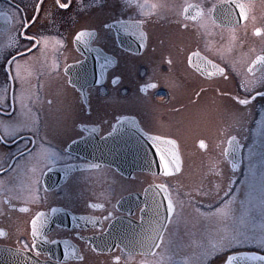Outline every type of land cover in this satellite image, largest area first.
Returning <instances> with one entry per match:
<instances>
[{"label": "flooded vegetation", "instance_id": "af4514ba", "mask_svg": "<svg viewBox=\"0 0 264 264\" xmlns=\"http://www.w3.org/2000/svg\"><path fill=\"white\" fill-rule=\"evenodd\" d=\"M65 2L69 0H61V3ZM215 2L70 0L69 8L61 9L56 0H0V12L13 17L7 30L0 29V33H8L3 40L5 50L0 52V96L4 97L0 99V108L4 109L0 112V136L5 137L0 141V164L5 168L10 165L12 169L21 165L19 172L0 173V181L4 182L0 184V228L6 232L5 236H0V246L15 249L23 247L22 242L27 241L31 255L41 261L51 260L52 264H59L64 259V239H68L85 255L83 262L69 257L68 264H141L142 260L155 261L161 257L162 264H169L170 261L173 264H190L194 258L203 257L199 244L180 242L178 237L173 238L174 233H182L187 216H198L196 208L202 212L205 207L220 203L224 193L233 192L237 175H229L228 179L223 170L228 167L232 173H236L240 168L233 171L228 158L220 155L223 147L227 146L226 136L221 139L218 134L208 135L198 126L188 123L198 122L206 102L215 103L224 99L223 102L236 106V95L245 98V90L238 88V85L247 72V65L264 51V34L255 32V28L264 29V0H236L245 4L247 17H239L237 8L232 15L239 23L232 25L213 24L208 19L206 10ZM36 3L41 4L38 13L34 7ZM185 3L200 5L204 11L196 20H192L196 9H190L186 18L182 7ZM231 3L232 0H229ZM33 15L37 19L25 31L38 39L46 37L47 44L42 43L28 53L24 52V48H31L34 41L18 34L19 21L25 16L31 20ZM113 20H124L129 32H123L119 26L104 27L111 25ZM141 21L143 23H138ZM82 29L94 32L87 38L90 51L85 46V53L78 49L84 43L76 44L74 39L75 33ZM141 31L147 34L143 48L139 47L138 39ZM17 40L20 46L12 43ZM97 48L100 49L99 53ZM195 51L206 58L201 63L209 73L214 74L197 72L188 64L189 54ZM4 52L10 53L9 59L15 57L16 52L23 53L20 58L23 84L20 79L12 78L15 65L9 72ZM97 55L101 57L99 63H103L107 57H111L112 63L107 65L102 83L92 84L94 74L100 72ZM74 60H83L87 68L86 81L82 82L84 96L77 88L67 84L68 75L63 65L71 64ZM208 61H213L224 72H216ZM113 75L122 77L119 85L111 83ZM249 75H259V69ZM145 82H153L156 87L141 92L138 85ZM173 82L175 86H172ZM257 90L264 91V88ZM21 96L24 97L23 104ZM48 101L53 103L50 105ZM240 107L246 113L247 137H250L252 124H257L256 117L264 112V97L257 96L251 104ZM22 112L25 113L22 119L34 120L35 124L26 129L17 128L13 134V130L5 125ZM121 115L135 117L145 131L176 139L182 157L181 172L165 175L136 170L126 175L109 163V151L116 148L109 150L108 140L101 138L111 131L110 125ZM80 124L96 126L98 131L86 135ZM231 130L229 135H236L242 145L243 164L246 143L233 122ZM122 133L125 135V132ZM186 137H192L194 141L185 147L181 139ZM200 139L206 141L207 148H200ZM221 140L224 143L218 147L217 143ZM71 141H76L70 150L72 159L63 160L51 171L45 170L42 176L38 168L33 176L32 165L27 168L23 166L27 159L25 149L37 154L36 161H42L46 155L66 148ZM17 151L24 153V157L14 161L12 158ZM198 155L200 163H187L188 158L194 159ZM216 161L219 163L215 164ZM86 163L98 164L99 167H81ZM67 165L76 167L66 174ZM200 166L206 167V177L211 179L192 177L199 176L195 170L198 171ZM190 171H193L192 175ZM35 177H39L38 185ZM229 180L232 182L229 183ZM160 183L167 184L174 199L184 203L182 210L177 206L179 214L165 234L171 244L147 254L139 248L125 250L123 245L116 247L114 244L111 250L94 251L92 244H112L114 238L125 234V228L129 232L133 229L139 231L140 208L145 202L151 205L152 192L156 191L152 188L145 195V189ZM201 185L210 195L204 196L194 191ZM217 185L221 199L216 198ZM188 195L194 197L191 204L188 203ZM209 198L213 200L212 203H207L210 202ZM91 203H100L104 207L91 208ZM22 208L27 211H22ZM52 208L57 210L52 212ZM37 211L47 214L44 234L50 240L58 241L57 244L43 243L39 257L31 248V218ZM109 211L116 219L111 225L108 221L102 223L104 228H110V234H102L91 242L76 236L77 232L92 236L93 233H102V229L91 225L83 227L84 221L74 222L73 216L103 217ZM160 215H164L163 208ZM45 253L51 255L46 256ZM117 255L121 257L118 262L112 259Z\"/></svg>", "mask_w": 264, "mask_h": 264}, {"label": "snow or ice", "instance_id": "6c2138e0", "mask_svg": "<svg viewBox=\"0 0 264 264\" xmlns=\"http://www.w3.org/2000/svg\"><path fill=\"white\" fill-rule=\"evenodd\" d=\"M56 4L61 9H68L70 6L69 2L61 3V0H56ZM35 11L38 13L41 7L40 3L35 4ZM183 12L185 17L187 18V14L190 9H196V15L191 16L192 20H196L198 16L204 11V9L200 5L185 3L183 6ZM239 9L238 16L241 18L247 17L246 6L244 3H237L236 0H232V3L229 4V0H216L215 3L211 5V7L207 8L208 19L211 20L213 24H237L239 21L233 18L232 13ZM0 16H5L8 20H12V16H9L6 12H0ZM203 18V17H201ZM37 19L36 15L31 17L29 20L26 16L23 17L20 21V29L18 34L23 36L25 39L30 41H34L32 43L31 48H24V52L31 53L32 50L37 49L42 43L47 44V38L41 37L37 38V36L32 35L29 36L26 33V29L29 28L30 24L35 22ZM138 23H143L138 22ZM126 22L124 20H113L111 25H105V28H109L112 26H119L123 32H129V27L125 26ZM255 32L257 34H264V29L255 28ZM94 35V32L88 31L87 29H82L75 33L74 39L77 43L83 42L86 46V50L88 45V37ZM133 35H136L133 32ZM147 34L143 31L139 32V47L143 48L145 45ZM16 46H20L17 41H13ZM15 50V49H13ZM43 51V49H41ZM96 51L99 53L100 49L97 48ZM10 53H6L5 60L9 65V72H11L13 64L15 65V73L12 76L13 79H20L21 83L23 84V76L21 74V60L20 58L23 56L22 52H16L15 57L9 59ZM86 59V57L84 58ZM98 61V67L100 69L99 75L95 78L96 84L101 83V77L105 75L107 72V65L112 63L111 57H107L103 59V63H99L101 57L97 55L96 57ZM202 58L199 51H195L189 54L188 56V64L194 68L197 72H202L204 74H214L209 73L207 68H205L204 64L201 63ZM171 63V61H169ZM208 64L215 69L216 72L223 73L224 69L219 68L215 65L213 61H208ZM58 67V65H57ZM65 73L68 75L67 84L71 85L73 88H77L81 96L85 95L84 90V83L86 81L87 76V68L85 67L83 60H74L71 64L65 63L63 65ZM259 69V75H249V73H256ZM122 77L120 75H113L111 83L116 86L120 84ZM174 85V82L172 84ZM156 84L153 82H145L138 85V88L141 92H146L150 88H155ZM238 88L245 90V98H241L240 95H236L234 97V102L236 106H247L251 104L257 96L264 97V91H258V88H264V51L260 54L256 55L254 59L251 60V63L247 65V72L244 74V77L241 79ZM197 96L200 93H196ZM3 96H0V99H3ZM24 97L21 96V102L23 104ZM51 105L53 101H48ZM27 107V106H25ZM4 109L0 108V112H3ZM30 112V109H28ZM25 113H21L20 116L13 118L9 121L5 126L10 127L13 130V134H15V129H26L28 127H32L35 124V121H25L22 119ZM233 123L239 127L242 121L237 117L233 116ZM79 127L85 132L86 135L94 134L98 131L96 126H89L86 124H80ZM111 131L106 132L104 137L101 139H109L113 138L116 135L121 134L122 132L135 130L145 141H147L151 148H154L155 151L159 155V164L161 170L165 175H171L173 173H179L182 170V157L180 154V148L178 146L177 140L172 139L167 135H154L152 131H145L144 128L138 127L135 117H129L127 115H121L115 119V123L110 125ZM222 133L225 131L224 129L220 130ZM262 135H264V130H262ZM83 137H78V139H82ZM5 139L4 136H0V141ZM227 146L223 147L221 152V157H230L233 159L231 167L233 169L238 167V163L235 162V156L242 148L240 145L239 139L236 135H227ZM76 141H71L69 145L61 149L59 152L50 153L44 157L42 161H36V153L25 149L27 153V159L25 164L23 165L27 168L28 165H32L31 171L32 175L35 176L37 168L39 169L40 176L43 175L45 170L51 171L57 165L61 164V162L65 159H72L71 156V146L74 145ZM200 148L205 149L207 148V143L204 139H200L198 141ZM224 143L223 140L217 143V146H221ZM147 155V152H145ZM254 153L250 150V168L252 169V177H251V184L250 188L254 189L257 183L256 181V165L252 163V158ZM24 153L17 151L16 156L12 159L16 161L17 159L23 158ZM5 163L7 161L5 160ZM219 161H216L215 164H218ZM214 164V167H215ZM76 167L75 165H67L65 167V173L68 174L69 170ZM81 167H87L89 169L99 167L98 164L94 163H86L81 165ZM21 165H18L16 169H12L9 165L5 168L2 164H0V173L5 172H19ZM216 172L219 173L220 170L216 167ZM232 181L229 180V183ZM3 181H0V184H3ZM35 183L39 184V177H35ZM152 188H155L156 191L152 192V203L151 205L147 202L140 208L141 216H140V225L138 226L139 231L133 229L131 232H126L125 234L118 236L113 239V243L109 244L107 242L104 245L100 244H92V249L94 251H104L105 249L111 250L113 244L116 247H121L125 250L139 248L145 254L147 253H155L157 248L165 249L166 246L171 244L170 239L165 234L170 231V223L175 219V216L178 215L177 213V206L179 205L180 209L182 210L184 207L183 201H177L174 199L172 192L169 190L167 184L160 183L155 185H150L148 188L145 189V195L151 192ZM45 190H47V186H45ZM194 191L198 194L208 196L210 193L203 189V185L194 189ZM216 198L221 199L220 197V188L217 185L216 188ZM194 197L192 195L187 196L188 203L191 204ZM235 200L234 195L231 192L224 193L223 203L220 207H213L211 212H204L201 213L200 208H196L195 211L198 214L204 216H215L221 214L224 218H229L231 209L230 205L233 204ZM166 201V203H165ZM11 207H15V205H10ZM91 208H103L104 205L100 203H91ZM211 207V206H210ZM161 208L164 209V215H160ZM22 211H27L26 208H22ZM57 209L52 208V212H55ZM247 215L253 221L257 218L260 220V227L257 230L255 224H253L252 229L245 228L244 220H240L239 224L232 228H224L222 234H220L215 243L212 245L213 249H228L231 248L233 244H241V243H258L261 247H264V152H262L261 160H260V173H259V197L258 202L254 203L252 199L249 201V209ZM116 217L113 215L112 212H107L106 216L103 217H87L81 216L76 217L73 216L74 222L77 220H83L84 224L83 227H88L91 225L92 227H97L102 229V233H93L92 236H83L80 232L76 233L81 240H88L91 242L95 237H99L102 234H110V228H104L102 221H108L111 225L112 221H114ZM167 221V223H166ZM48 223L47 214L43 211H37L35 215L31 218V248L35 251L37 257L40 256V249L43 243H51L57 244L58 241L55 239L50 240L48 235L44 234L45 225ZM6 232L3 228H0V236H5ZM23 247H18L15 249H10L14 251L18 256L23 257L24 264H28V261L31 257L28 255L29 244L27 241L22 242ZM63 256L64 259L59 261V264H68L69 257H74L78 261H85V255H82L77 247L72 244L68 239L63 240ZM46 256H50V253H45ZM159 255V254H157ZM112 259L114 261H120L121 257L119 255L113 256ZM250 260H258L260 264H264V255H260L256 252H232L231 254H225L224 258L222 259V264H249ZM163 257L160 260L155 261H141V264H162ZM35 264H52L51 260L48 261H40L36 260ZM169 264H173V262H169ZM190 264H204L203 257L194 258Z\"/></svg>", "mask_w": 264, "mask_h": 264}, {"label": "rangeland", "instance_id": "374dc122", "mask_svg": "<svg viewBox=\"0 0 264 264\" xmlns=\"http://www.w3.org/2000/svg\"><path fill=\"white\" fill-rule=\"evenodd\" d=\"M8 33H0V52L4 51L5 39ZM7 52H4L6 55ZM224 99L215 100L218 102L208 103L206 102L202 109V117L198 120V122H194V124L188 123L190 126H198L200 130H203L208 135L218 134L219 138L223 139L225 136L231 133V125L233 122V116H237L241 121V125L238 127V131L243 141L246 143L247 150L243 154V164L240 167L239 171L236 173H232L226 164V169L223 170L224 175L228 176L233 175L236 177L237 175V183L232 195H234L235 200L233 204L229 207L231 209L229 218H224L221 214L215 216H204L198 214V216H187L185 218L183 224V231L181 234L174 233V237H178L180 242H188V243H196L199 244V249L203 252V260L204 264H222V259L225 254H231L232 252H240V251H256L264 254V247H261L258 243H241V244H233L231 248L228 249H213L212 245L215 243L217 237L222 234L224 228L232 229L236 227L240 220H244V227L248 229L253 228V224H255L256 229L258 230L260 227V220L257 218L253 221L247 215L249 209V201L252 199L254 203L258 202L259 197V173H260V160L262 156V152H264V135H262V130H264V112L262 116L258 114L256 117L257 124L253 123L252 135L247 137L246 126L247 117L244 109L240 106L231 105L229 102H223ZM233 127V126H232ZM224 129L225 131L222 133L220 130ZM192 137H186L181 139L183 143L182 146H189L192 143ZM250 150L254 153L252 158V163L256 165V185L254 189L250 188L251 177H252V169L250 168ZM200 155L187 159V163H200ZM197 167V165H194ZM190 167V166H189ZM206 167H201L195 172L199 176V179L207 178V170ZM191 175L193 171H190ZM208 173H212V171H208ZM223 176V174H222ZM221 176V177H222ZM225 180V177L223 178ZM202 180V181H203ZM205 180V181H206ZM223 189H221L222 191ZM212 203V199H208ZM223 203V198L220 203H216L211 207H205L201 213L211 212L213 207H220ZM182 238V240H181ZM185 239V240H184Z\"/></svg>", "mask_w": 264, "mask_h": 264}, {"label": "water", "instance_id": "95a60500", "mask_svg": "<svg viewBox=\"0 0 264 264\" xmlns=\"http://www.w3.org/2000/svg\"><path fill=\"white\" fill-rule=\"evenodd\" d=\"M10 26V20H8L5 16H0V29L7 30ZM77 44V42H76ZM79 44V43H78ZM78 49L85 53V45L78 46ZM99 74H94V79L92 84H96L95 78ZM103 77H101V83L103 81ZM137 126L140 127L137 123ZM123 133L114 136L113 138L107 139L108 141V149L116 148L113 151H109L110 160L109 163L113 164L117 167L122 173L129 175L133 171L141 170V171H150L153 173H161L164 174L161 170L159 164V155L155 151L154 148H151L149 143L145 141L135 130H131L128 134L127 131L125 135ZM156 135V134H154ZM173 139V138H172ZM147 152V155H145ZM230 165L233 162V159L227 157ZM235 162L238 163V167L233 169V171H237L242 164V154L241 149L235 156ZM176 174V173H173ZM129 232L127 228H125V233ZM9 247L0 246V264H24L23 257L18 256L14 251H11ZM241 252H254V251H241ZM259 253V252H256ZM260 255H264L259 253ZM28 255L31 259L28 261V264H35L37 259L33 255L28 252ZM41 261V260H40ZM249 264H260L258 260H250Z\"/></svg>", "mask_w": 264, "mask_h": 264}]
</instances>
